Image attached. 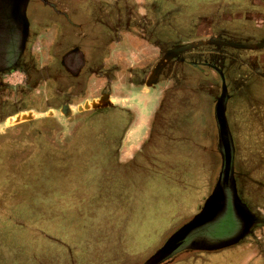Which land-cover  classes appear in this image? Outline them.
Instances as JSON below:
<instances>
[{"label": "rangeland", "instance_id": "obj_1", "mask_svg": "<svg viewBox=\"0 0 264 264\" xmlns=\"http://www.w3.org/2000/svg\"><path fill=\"white\" fill-rule=\"evenodd\" d=\"M140 1L137 6H145L149 18L165 17V23L170 24L166 26L174 33L170 41L189 42L191 49L230 46L239 49L237 52L242 56H253L250 66L236 65L229 72L236 68L244 72L246 97L239 93L224 105L229 129L237 144L241 119L256 116L254 108L264 98V83L256 81L259 77L264 81V45L252 47L264 44V2L255 3L261 10L248 9L242 15L243 12L225 6L231 0H161L158 8L148 0ZM139 11L141 16H147ZM240 25L244 29L238 30L241 33L236 38L218 37L221 31H237ZM208 71L200 77L202 85L194 97L185 99L189 101L185 104L189 120L183 127L182 142L176 140L171 145L180 161L185 160V153L189 160L205 161L210 146L213 151L215 145L211 105L218 93L219 80ZM116 89L120 94L113 93V101L143 117L145 112L137 102L142 97L146 100L150 93ZM151 104L152 100L146 102L147 106ZM17 118L0 125V264H143V258L165 237L170 218L154 214L168 202L163 199L156 207L152 200L142 199L138 195L150 194L151 190H146L140 175L111 163L115 159L114 131L123 134L125 122L117 127L108 120L109 116L38 115L20 116L21 120L16 121ZM137 127L135 133L120 135L117 154L122 159L134 149L132 145L140 142L143 127L140 124ZM132 198L136 200L130 204ZM201 199L202 196L192 205L185 204L188 209L181 216H175L171 225L192 215ZM155 222L159 225L151 231L149 226ZM225 224L219 216L194 234L209 244L214 243L228 235L230 228H225ZM187 254L179 252L162 264L178 257L185 261ZM222 255L212 254L213 261L209 264L217 262L216 258ZM199 261L193 264L203 263Z\"/></svg>", "mask_w": 264, "mask_h": 264}, {"label": "flooded vegetation", "instance_id": "obj_2", "mask_svg": "<svg viewBox=\"0 0 264 264\" xmlns=\"http://www.w3.org/2000/svg\"><path fill=\"white\" fill-rule=\"evenodd\" d=\"M148 1L157 8L161 2ZM256 1L231 0L225 6L245 15V10L260 8L255 3L264 2ZM137 3L142 2L28 0L25 8L28 35L24 49L8 71H0V125L16 116H109L113 125L118 127L125 122L127 129L135 116L134 110L113 101L111 95L118 93L116 87L127 91L149 87L152 104L148 105L149 118L143 139L125 159L117 154L122 134L118 135L115 130L112 141L115 159L111 163L124 170L138 169L160 153V149L170 148L176 140L182 142L183 127L189 120L185 107L189 101L185 99L194 97L202 85L200 77L211 70L218 76L219 85L211 105L216 140L208 155L210 158L215 155L216 166L210 175L209 194L219 181L223 194L219 216L226 221L229 231H233L232 235L244 228L236 244L244 243L248 251L257 248L264 254V98L254 108L256 116L241 119L237 144L223 109L229 139L226 169L214 112L220 96L224 98L223 108L239 93L246 97L244 72L237 68L229 72L236 65H249L253 56H242L237 52L239 49L230 46L191 49L189 42L170 41L174 33L166 26L165 17L151 19L146 7H139ZM139 9L147 16H141ZM236 21L240 22L238 18ZM243 25L235 33L221 31L218 37L236 38ZM2 29L0 20V65H4L3 58L14 47L12 41L5 47L6 35L1 33ZM256 81L264 83L261 77ZM90 103H95V107H84ZM234 194L246 208L247 217L233 208ZM203 243L202 238L190 234L180 247H202Z\"/></svg>", "mask_w": 264, "mask_h": 264}, {"label": "crops", "instance_id": "obj_3", "mask_svg": "<svg viewBox=\"0 0 264 264\" xmlns=\"http://www.w3.org/2000/svg\"><path fill=\"white\" fill-rule=\"evenodd\" d=\"M136 90H145L146 93H150L147 96L146 100H144L142 97L139 98V103L137 102L138 107L144 110L145 114L143 117L140 118V121H138L139 116L135 115V118H133L135 122L133 123L132 120L129 124L131 128L128 130V125L127 129L124 130L123 134H125L126 132L130 134L135 133V131H137L136 129L138 128L137 124H140L143 127L140 133L141 141L144 137L145 127L149 118V109L146 105V102L148 103V100H150V98L152 97V93L149 91V87L144 86ZM118 98L119 100L122 99V97ZM123 134L122 136H124ZM132 147H135V145H132ZM158 152L160 153H157L154 157L152 156L151 159L148 160V162L143 163L138 169L132 168L130 170L132 173L140 175V178L145 181L144 183L146 185V190H151L150 194H139L138 196L143 197L142 199L145 200L146 198H148V200H152L151 202L153 203V205L156 204V207L159 206L157 205L159 201L163 199L167 200L168 202V205L158 211H155L156 214H154L157 215L159 218L167 216H169L170 218L165 237L156 248H154L149 254L146 255L145 258H143L144 261L163 244V242L167 239L170 234H172L177 228L187 222L193 215H195L200 210L204 200L209 195L210 175L212 174L216 166L214 155H212L210 159H208V155L205 158V161L195 162L193 160H189L188 155L186 153L185 155H183L185 160H178L177 156L179 155H176L175 151L171 147L165 148L163 150L160 149ZM125 157L126 156H124L123 159H125ZM120 159H122V155ZM138 196H136V198ZM201 196L202 199L200 200L199 205L197 206L192 215L184 217L182 221L179 222L177 225H171L170 221H173L172 219L175 218V216H181L184 212H186L188 207L185 206V204L192 205L193 201L195 199H197L198 201ZM136 198H132L133 200H131L130 204H132V201L134 202ZM182 201L184 202L183 204H181ZM158 223L159 222H155L153 223V225L151 224L149 226V229L151 231H155V229L159 225ZM202 240L204 241L203 245L209 244L206 239L202 238ZM182 251L188 252V254L186 255L187 260L184 261V258L182 259V257H178L169 264H186L187 262H191L193 264L196 260H200L199 262H203L202 264H209L210 261H213L212 254H223L222 256L228 254V256L225 258H222V256L217 257V262L214 261L212 262V264H264V254L259 252L257 248L248 251V247L244 243H235L226 247H221L212 250H206L199 247L183 249V247L179 246L176 250H174L170 255H168L158 264H162L166 261H169L172 256ZM206 257L208 260H206Z\"/></svg>", "mask_w": 264, "mask_h": 264}, {"label": "water", "instance_id": "obj_4", "mask_svg": "<svg viewBox=\"0 0 264 264\" xmlns=\"http://www.w3.org/2000/svg\"><path fill=\"white\" fill-rule=\"evenodd\" d=\"M27 1L28 0H0V20L3 24L1 33H5L6 35V37L4 38L5 47L7 46L8 41H12L14 43V47L10 48L9 54L3 58L4 65H0V71H8L11 68V65L16 62L17 58L21 55L24 49L26 38L28 35V23L25 15ZM262 45L264 44L258 43L252 45V47L259 48ZM236 47L247 49L251 48V46L248 45H236ZM220 97L215 102L214 112L218 127V143L219 145H222L224 147V161L226 169L229 163V139L223 114L224 98L220 99ZM90 106L94 107L95 105L91 103ZM85 108H87V105H85ZM19 120H21L20 116H18L16 121ZM222 199V189L219 181H217L213 186L210 194L204 200L200 210L187 222L182 224L172 234H170L163 242V244L157 250H155V252L151 254L143 264L160 263L181 244H183V241L186 240L190 234L194 235V232L196 230H199L200 228L215 221L219 217V213L221 211ZM232 205L233 208L239 213V215H241L242 217L248 216L246 208L242 203H240L235 194L232 197ZM227 227L228 226L226 223L225 228ZM243 231L244 228L237 235H232L233 231H229L226 237L220 240L216 239L214 243L201 245L202 247L199 248L212 250L232 245L238 241Z\"/></svg>", "mask_w": 264, "mask_h": 264}]
</instances>
